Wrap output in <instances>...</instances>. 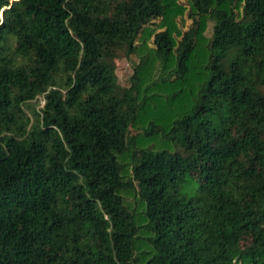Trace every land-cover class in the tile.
<instances>
[{
  "label": "trees",
  "instance_id": "1",
  "mask_svg": "<svg viewBox=\"0 0 264 264\" xmlns=\"http://www.w3.org/2000/svg\"><path fill=\"white\" fill-rule=\"evenodd\" d=\"M186 2L0 0V264H264V0Z\"/></svg>",
  "mask_w": 264,
  "mask_h": 264
},
{
  "label": "rangeland",
  "instance_id": "2",
  "mask_svg": "<svg viewBox=\"0 0 264 264\" xmlns=\"http://www.w3.org/2000/svg\"><path fill=\"white\" fill-rule=\"evenodd\" d=\"M178 3H181L183 5H186V0H177ZM177 24L180 26L181 30H184L188 27L190 24V19L186 17L184 14L182 18H177ZM209 23L207 26V29L205 31V34H209ZM148 45H151V39L148 40ZM137 60L135 55L130 56H124L122 53L115 58V75L116 79L119 85L121 86H128L129 85V77L132 73V64ZM38 105L36 107H39L42 104L41 98L38 97ZM196 188L195 182H185L179 187V193L184 197H189L193 195Z\"/></svg>",
  "mask_w": 264,
  "mask_h": 264
}]
</instances>
